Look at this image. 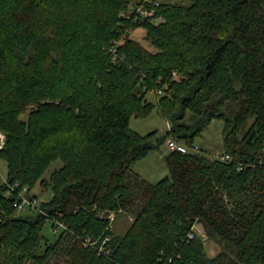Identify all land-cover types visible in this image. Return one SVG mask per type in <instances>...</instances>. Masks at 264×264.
<instances>
[{
  "label": "trees",
  "instance_id": "obj_1",
  "mask_svg": "<svg viewBox=\"0 0 264 264\" xmlns=\"http://www.w3.org/2000/svg\"><path fill=\"white\" fill-rule=\"evenodd\" d=\"M153 1L0 0V264H264V0ZM156 107L190 147L223 119L231 160L173 150L168 177H142L133 164L167 136L130 120ZM38 184L44 212L21 216ZM48 221L65 226L54 240Z\"/></svg>",
  "mask_w": 264,
  "mask_h": 264
},
{
  "label": "rangeland",
  "instance_id": "obj_2",
  "mask_svg": "<svg viewBox=\"0 0 264 264\" xmlns=\"http://www.w3.org/2000/svg\"><path fill=\"white\" fill-rule=\"evenodd\" d=\"M135 0H132V4ZM156 22L162 21L161 18L156 19ZM133 37L143 41V43L151 48L150 43L145 40V30L138 29L133 33ZM162 94L165 93V90H162ZM158 94V92H157ZM156 94L154 92H149L147 97L150 101L157 102ZM160 95V94H159ZM251 123V122H250ZM130 126L132 129L138 131L139 133L145 135L152 131H158V135L162 136L165 134L167 139L165 143L161 145L160 148L152 150L146 157L136 161L133 164V170L139 173L142 177L149 180L152 183H156L161 179L168 177L170 175V170L167 165L166 155L173 151L169 148V141L177 140L171 134L168 135V130H171V124L161 115L159 108L156 107L147 117L137 118L132 117L130 120ZM224 120L221 118H214L211 123L204 129L201 135L196 136L194 140V146L190 147L186 145L185 140H177L179 142L185 143V149L191 152H196L204 154L211 159L220 158L225 151L224 143ZM243 133L240 135L242 137ZM62 161L57 160L53 162L50 167L47 169L44 177L49 178L51 173L61 167ZM8 166L7 162L0 158V176L1 180L4 181L7 178ZM42 187L38 184L33 190L28 189L30 197H36L39 201H47L51 198V190L42 191ZM36 211H32L30 208L19 211L21 216H29L35 214ZM133 221V216L127 212L119 213L115 219L113 230L116 234H123L126 232L131 222ZM196 231L199 234L204 233V228L201 224L196 223ZM60 230V229H59ZM58 230V231H59ZM42 233L54 240L56 236L54 234V229L52 223L48 221L42 231ZM205 250L208 256H214L222 249V245L215 240H205Z\"/></svg>",
  "mask_w": 264,
  "mask_h": 264
},
{
  "label": "built area",
  "instance_id": "obj_3",
  "mask_svg": "<svg viewBox=\"0 0 264 264\" xmlns=\"http://www.w3.org/2000/svg\"><path fill=\"white\" fill-rule=\"evenodd\" d=\"M151 3H154V4H158L157 1H153L151 0ZM140 14L144 15V16H149L153 13L152 10L140 5L138 7L135 8ZM176 74V73H175ZM162 90H159L158 91V94H162ZM5 143V135L0 132V149L3 148V145ZM169 148L171 150H181V151H187V149H185V143L184 142H179L177 140H171L169 141ZM231 156L229 154H223L220 156V159L222 160H231ZM18 201H17V204H18V208L19 210H24L26 208H30L32 211H41V212H44L42 211V209L39 207V199H37L36 197H30L29 196V193H28V187H24L22 190L19 191L18 195ZM110 219L115 222V219H116V214L115 213H111L110 214ZM58 226H59V229L60 228H65L64 224L63 223H60L58 222ZM58 228V227H57ZM55 228L54 229V232H57L59 229ZM196 224L193 226V231L189 234V237L190 238H193L195 237L196 234H199V232L196 231ZM203 240H206L208 237H207V234L204 232V233H201L199 234Z\"/></svg>",
  "mask_w": 264,
  "mask_h": 264
}]
</instances>
